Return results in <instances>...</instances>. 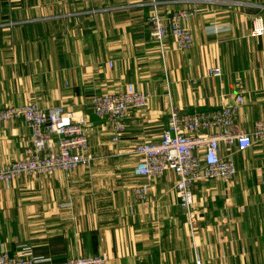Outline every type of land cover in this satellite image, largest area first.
<instances>
[{"label":"crops","instance_id":"crops-1","mask_svg":"<svg viewBox=\"0 0 264 264\" xmlns=\"http://www.w3.org/2000/svg\"><path fill=\"white\" fill-rule=\"evenodd\" d=\"M190 7L198 10L187 22L190 49L151 37L153 8L169 16ZM216 66L222 75H209ZM130 83L152 97L128 112L115 145L91 99ZM28 103L86 116L94 159L0 181V252L29 246L44 264L90 255L105 264H264V142L232 151V182L195 185L191 216L180 208L175 173L138 177L132 153L160 140L172 107L238 105L244 130L264 119V0H0V108ZM31 145L23 120L0 123V165L28 157ZM147 181L139 201L134 187Z\"/></svg>","mask_w":264,"mask_h":264},{"label":"built area","instance_id":"built-area-1","mask_svg":"<svg viewBox=\"0 0 264 264\" xmlns=\"http://www.w3.org/2000/svg\"><path fill=\"white\" fill-rule=\"evenodd\" d=\"M197 12L196 7H190L163 16L153 8L146 20L151 37L162 43L172 36L176 49H190L194 39L187 22ZM256 30V34L263 33L262 28ZM208 73L221 76L222 69L212 67ZM151 97V93L130 83L117 92L93 95L91 101L94 114L108 122L111 141L117 145L126 132L128 112L145 108ZM238 113V105L189 113L172 107L160 140L143 141L134 147L135 175L151 179L174 172L180 208L191 216L195 185L211 179L232 182L238 172L232 151L244 152L264 142V119L255 121L251 130H244L238 127ZM13 119L26 123L31 130L32 145L28 157L0 165V181L7 185L21 176L67 172L87 167L93 161L94 156L88 152L86 116L76 115L63 106L46 110L36 103L0 108V123ZM223 149L227 153L223 154ZM150 190L147 181L136 185L133 192L139 201H146ZM106 260L104 255H90L62 264H105ZM45 261L48 259L34 256L29 246H23L16 255L0 252V264H44Z\"/></svg>","mask_w":264,"mask_h":264}]
</instances>
